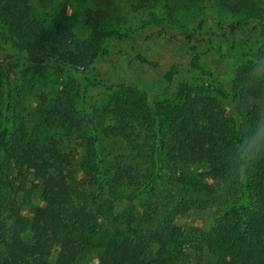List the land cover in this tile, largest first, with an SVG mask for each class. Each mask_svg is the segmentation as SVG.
I'll return each mask as SVG.
<instances>
[{"label": "trees", "instance_id": "trees-1", "mask_svg": "<svg viewBox=\"0 0 264 264\" xmlns=\"http://www.w3.org/2000/svg\"><path fill=\"white\" fill-rule=\"evenodd\" d=\"M34 1L0 0V264H87L100 220L117 239L102 240L98 264H264V159L245 178L241 158L264 135V0H129L135 26L117 17L119 29L84 39L70 25L49 30ZM156 3L161 15H141ZM190 3L240 17H200L178 41L194 86L177 83L175 58L141 46L175 40ZM50 64L76 80L78 104L40 93L35 116L55 133L31 141L17 87ZM199 194L219 216L202 233L176 229Z\"/></svg>", "mask_w": 264, "mask_h": 264}, {"label": "rangeland", "instance_id": "rangeland-1", "mask_svg": "<svg viewBox=\"0 0 264 264\" xmlns=\"http://www.w3.org/2000/svg\"><path fill=\"white\" fill-rule=\"evenodd\" d=\"M131 2L129 0H36L32 3V15L42 21L49 30L54 29L58 24L70 25L76 36L79 39H84L93 29L100 31L119 29L115 26L117 17L119 19V17L127 16L131 20L130 25L135 26L137 18H133L130 15L129 5ZM209 10L206 4H187L176 14V20L173 24V37L175 40L166 38L163 40L165 45H161V43L158 44L159 46L152 45L148 47L144 43V45H141L146 47L150 56L154 58L161 59V56H166L168 57L167 60H169L173 57L177 63H180L183 73L177 80L178 84L184 83L189 86L202 85V82H198L186 74L184 64L188 55V48L178 42L184 33L192 29L193 23L200 17H216V19L223 22H236L240 20L239 16L227 11L216 10L212 12ZM163 12V4L156 3L146 7L141 15L145 17L152 13L161 15ZM118 19L117 22L119 21ZM118 24L123 27V24ZM141 39L137 43H142ZM171 43L173 45H170ZM130 60L127 59V62H130ZM142 76L141 73L136 75L137 83L147 91H151L156 86L155 79L144 81ZM77 86L76 80L73 79L69 71L60 69L52 64L43 69L27 70L22 85L17 87L16 115L18 120H22L24 123L29 140L41 141L55 133L43 129L40 118L35 116L38 95L42 93L48 98H54L58 95L69 97L77 105L79 99L76 93ZM102 98L106 102L107 97L102 96L99 101ZM204 183L209 186H214V182L208 176H205ZM196 198L197 202L191 203L185 212L175 218L173 226L176 229L182 232L195 231L202 233L206 231V226L209 221L213 218L215 220L219 216L216 213L215 205L208 200L209 198L207 196L199 194ZM105 230H107V224L102 220L96 222L91 227L89 238L96 247L92 255V261L87 264H98L95 257L102 250L100 245L102 240L116 241L117 237L115 233L106 232V235ZM106 236L108 237L103 239Z\"/></svg>", "mask_w": 264, "mask_h": 264}, {"label": "clouds", "instance_id": "clouds-1", "mask_svg": "<svg viewBox=\"0 0 264 264\" xmlns=\"http://www.w3.org/2000/svg\"><path fill=\"white\" fill-rule=\"evenodd\" d=\"M264 125V113L258 114L257 126ZM248 148L241 154V158L246 160V165L243 166L245 178H249V170L253 165L258 164L264 159V135L247 138Z\"/></svg>", "mask_w": 264, "mask_h": 264}]
</instances>
